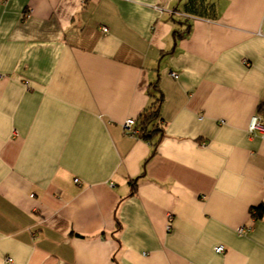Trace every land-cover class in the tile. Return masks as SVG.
Listing matches in <instances>:
<instances>
[{
	"label": "crops",
	"instance_id": "0c3cea01",
	"mask_svg": "<svg viewBox=\"0 0 264 264\" xmlns=\"http://www.w3.org/2000/svg\"><path fill=\"white\" fill-rule=\"evenodd\" d=\"M211 1L0 0V264H264V0Z\"/></svg>",
	"mask_w": 264,
	"mask_h": 264
},
{
	"label": "trees",
	"instance_id": "16d2710c",
	"mask_svg": "<svg viewBox=\"0 0 264 264\" xmlns=\"http://www.w3.org/2000/svg\"><path fill=\"white\" fill-rule=\"evenodd\" d=\"M183 9L187 14L195 17L215 19L219 14L217 5L211 0H185V2L183 3ZM184 25L185 29L180 32L181 35L190 31L192 23L189 19H187V23H184ZM153 84L154 90L150 91V93H154L156 95V99L142 112L137 121V129L139 131V134H141L143 137H151L153 134H156V132H160L162 130V128L160 127V109L163 101V95L156 82H154ZM259 110L263 114L261 118L264 121V104L260 105ZM263 214L264 201L260 205L253 207L252 209L253 217L259 218ZM118 225H120L119 222Z\"/></svg>",
	"mask_w": 264,
	"mask_h": 264
},
{
	"label": "built area",
	"instance_id": "2783aa9c",
	"mask_svg": "<svg viewBox=\"0 0 264 264\" xmlns=\"http://www.w3.org/2000/svg\"><path fill=\"white\" fill-rule=\"evenodd\" d=\"M104 30L106 31L107 30V27H104ZM171 75L174 78H177L179 76L178 73H176L174 71L171 72ZM124 128H125V130L128 133H130L132 135H138L139 134V131L137 129V121H136L135 118H128L125 121ZM248 130H249V132L251 134H255L256 132L264 133V121H263V119L260 116L255 115L253 117L250 125H249ZM75 181H79V179L77 178V179H75ZM239 232L240 233H243V232H245V229L244 228H240L239 229ZM215 250L218 253H223L225 251V247H224V245H218L217 247H215ZM7 261L9 263H12L13 259L11 257H8L7 258Z\"/></svg>",
	"mask_w": 264,
	"mask_h": 264
}]
</instances>
